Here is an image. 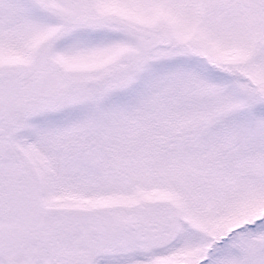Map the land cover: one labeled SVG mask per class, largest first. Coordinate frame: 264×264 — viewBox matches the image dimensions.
Segmentation results:
<instances>
[{"label":"snow or ice","instance_id":"obj_1","mask_svg":"<svg viewBox=\"0 0 264 264\" xmlns=\"http://www.w3.org/2000/svg\"><path fill=\"white\" fill-rule=\"evenodd\" d=\"M0 264H264V0H0Z\"/></svg>","mask_w":264,"mask_h":264}]
</instances>
